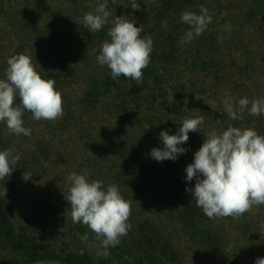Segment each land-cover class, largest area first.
Here are the masks:
<instances>
[{
    "label": "trees",
    "instance_id": "1",
    "mask_svg": "<svg viewBox=\"0 0 264 264\" xmlns=\"http://www.w3.org/2000/svg\"><path fill=\"white\" fill-rule=\"evenodd\" d=\"M98 2L104 0H0V79L5 78L8 58L24 54L43 79L55 81L63 107V115L55 121H36L25 111L23 126L31 129L30 136L11 134L0 122V151L14 149L20 157L12 174L0 180V264L110 263V254L97 255L87 230L80 228V238L75 235L82 223L72 222L71 206L64 198L72 172L86 173L89 182L103 181L105 189L115 184L131 207L145 206L136 205L138 212L130 215L127 234L152 264L165 263L166 256L177 263L185 240L195 241L192 249L201 250L215 264H241L222 230L225 220L231 223L234 217L209 219L197 207L186 191L195 184L186 180L182 155L157 162L150 152L163 147L161 131L174 135L183 119L190 118L182 105L196 100L195 94L215 102L206 111L209 121L224 120L225 130L232 125L264 135V114L251 116L245 111L242 120H231L215 81L224 64L237 58L240 68L234 72L241 84L234 88L238 94L232 106L242 97L264 98L260 92L264 0H136L139 10L131 8L132 0H108L109 22L91 33L81 21ZM201 5L212 22L200 36L181 45L190 27L181 22V13L199 14ZM117 16L142 27L141 38L152 37L150 64L142 70L140 84L123 76L114 80L107 66L96 61ZM224 24L230 29L223 38L219 31ZM74 65L83 66V78L73 77L68 68ZM185 144L195 153L202 142L189 136ZM24 172L31 174L30 180L22 178ZM85 235L87 240L82 239ZM52 236L57 250L52 248ZM121 247L109 246V253ZM258 252L250 240L245 258L255 261Z\"/></svg>",
    "mask_w": 264,
    "mask_h": 264
},
{
    "label": "clouds",
    "instance_id": "2",
    "mask_svg": "<svg viewBox=\"0 0 264 264\" xmlns=\"http://www.w3.org/2000/svg\"><path fill=\"white\" fill-rule=\"evenodd\" d=\"M107 7L108 0H104L98 2L94 12L83 15L81 22L89 32H98L109 22L111 13ZM131 8L139 10L140 5L132 0ZM180 20L190 26L179 41L181 45L200 36L212 22L203 5L199 14L182 12ZM141 32L142 27L134 26V22L124 19V16H117L108 28L110 40L102 42L96 61L102 67L107 66L114 80L123 76L137 84L143 82L142 70L150 64L153 40L150 35L141 38ZM54 84V80L41 77L30 57L16 54L8 58L5 78L0 79V122L6 124L11 134L30 136L31 129L23 126L25 111L30 112L36 121L60 118L63 115L62 96ZM17 97L18 105L15 104ZM194 98L204 100L201 94H195ZM214 103L208 101L210 106ZM225 110L233 121L242 120L245 111L251 116H260L264 114V98L250 101L242 97L235 108L226 105ZM203 122L202 116L185 118L176 134L161 131L159 139L163 147L153 148L151 158L157 162L174 161L185 154L186 149L180 145L188 141L190 132H201ZM204 137L201 147L194 153L193 161L185 169L186 180L191 182L195 179L194 188H186V191L192 194L197 207L209 219H213L239 217L253 206L264 205V135H259L252 128L242 130L229 125L220 134L211 131ZM14 152V149L0 151V180L8 178L19 161V155ZM22 178L28 181L31 174L24 172ZM67 180L70 187L64 198L71 206L72 222L86 225L103 249L97 255L108 257L109 246H117L120 238L126 236L132 227L128 223L130 202L123 199L117 185L109 184L105 189L103 181L89 182L86 173L72 172ZM6 192L4 188L2 194L5 196ZM82 239L87 240V235ZM255 264H264V258H257Z\"/></svg>",
    "mask_w": 264,
    "mask_h": 264
},
{
    "label": "rangeland",
    "instance_id": "3",
    "mask_svg": "<svg viewBox=\"0 0 264 264\" xmlns=\"http://www.w3.org/2000/svg\"><path fill=\"white\" fill-rule=\"evenodd\" d=\"M223 28L224 30L220 29L219 32L220 34L224 33L222 34L224 38L228 36L227 30H229L230 28L228 24H224ZM82 67L83 66L74 65L69 67L68 69L70 70V72H73V77L83 78L84 69ZM239 68L240 61L236 58L232 63L224 64L221 74L217 76V79L215 77V81L218 82L217 86L219 87L217 90V95L219 101H222H220V103L223 108H225L226 105H232L233 100H235V97L238 94V91H235L234 88H236L237 90L238 83H240L239 79H237L235 75V72H237ZM203 81L206 84L210 85L209 78L204 76ZM65 91L70 92V90H68L67 88L65 89ZM260 92L264 97V86L260 88ZM171 99L172 98L169 96L167 102L164 103L166 108L169 106V103H171ZM212 107H214V104L210 106L208 105V102L206 100L196 101L192 99L186 100L182 105V109L190 115V118H196L200 116L204 118V122L200 126L201 132L197 131L189 133L190 137L198 140V144H200L201 142L203 143V138L205 139L204 135H207L208 133H210V131H216L217 134H220L225 130L224 126L222 125V122L224 120L209 121V119H206V111L208 112V110ZM185 145L186 147L184 148L186 149V152L185 154H182L181 160L184 163L185 167H187V165L190 164L194 159V152L192 151V149H190L189 146H187V144ZM201 145L199 146V148L201 147ZM193 182L195 184V179H193ZM136 205L139 206V204ZM136 205H133V207H131L132 215H135V213L138 212V208L140 209L141 207H143L145 209V206H143V204L138 208L136 207ZM222 218H219V220H221ZM225 221L226 223L224 224L222 230L226 238L229 240V249L233 250L236 260L240 261L241 264H250V262L251 264H255L256 260L253 261V259L250 260L248 258H245L246 246L250 242V240L259 249L258 258H264V205L253 206L250 211L244 213L239 217H235L233 219V222L231 223H229L228 220ZM86 227L87 226H84V224L78 226L75 235L80 238V228L87 230L89 234L93 236V239L90 240H94L91 246L96 250L103 251L100 245V241L97 240L95 234L88 227ZM61 229L65 230L64 227H62ZM245 230H247V234L244 233ZM253 233H256L257 236L255 237ZM128 236L130 235L127 234L126 236H122L120 238V243L118 245H122V251L116 249L115 252H110L111 258L109 264H152L149 260L150 256L145 253L144 249L138 248L135 244L136 242L134 243ZM59 239L67 243V239H65V237H63V239ZM50 242L52 244V248H55L57 250V245H55L56 241H54L53 236ZM195 244V241L193 243H190L189 241L185 240L182 245H180L182 250L178 252V262L172 263V259L170 260L166 256L165 263L162 264H215L211 259L209 260L207 257H205L201 250H193L192 248L195 246ZM33 264L42 263L38 262Z\"/></svg>",
    "mask_w": 264,
    "mask_h": 264
}]
</instances>
